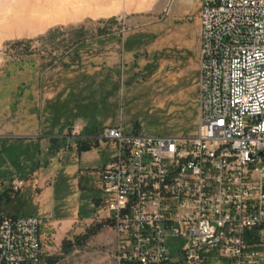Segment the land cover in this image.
I'll use <instances>...</instances> for the list:
<instances>
[{"label": "rangeland", "instance_id": "374dc122", "mask_svg": "<svg viewBox=\"0 0 264 264\" xmlns=\"http://www.w3.org/2000/svg\"><path fill=\"white\" fill-rule=\"evenodd\" d=\"M198 8L0 0V213L41 219L45 264H116L100 207V171L115 153L104 127L196 132Z\"/></svg>", "mask_w": 264, "mask_h": 264}, {"label": "built area", "instance_id": "2783aa9c", "mask_svg": "<svg viewBox=\"0 0 264 264\" xmlns=\"http://www.w3.org/2000/svg\"><path fill=\"white\" fill-rule=\"evenodd\" d=\"M198 15L196 132L102 129L116 264H264V0H199ZM41 230L0 213V264H45Z\"/></svg>", "mask_w": 264, "mask_h": 264}, {"label": "crops", "instance_id": "0c3cea01", "mask_svg": "<svg viewBox=\"0 0 264 264\" xmlns=\"http://www.w3.org/2000/svg\"><path fill=\"white\" fill-rule=\"evenodd\" d=\"M88 138H91L90 136ZM80 169V168H79ZM81 169H84V168H81ZM75 175V174H74ZM75 184H73V187H72V191H71V198L75 199V200H78L79 199V196L77 193L75 194V192H73V190L75 189L74 186Z\"/></svg>", "mask_w": 264, "mask_h": 264}, {"label": "trees", "instance_id": "16d2710c", "mask_svg": "<svg viewBox=\"0 0 264 264\" xmlns=\"http://www.w3.org/2000/svg\"><path fill=\"white\" fill-rule=\"evenodd\" d=\"M86 151H88V150H81V152H86Z\"/></svg>", "mask_w": 264, "mask_h": 264}]
</instances>
